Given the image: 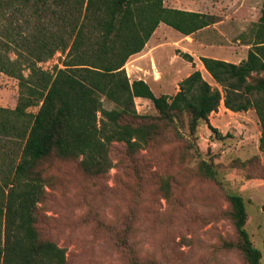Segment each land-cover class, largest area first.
Segmentation results:
<instances>
[{
    "label": "rangeland",
    "instance_id": "obj_1",
    "mask_svg": "<svg viewBox=\"0 0 264 264\" xmlns=\"http://www.w3.org/2000/svg\"><path fill=\"white\" fill-rule=\"evenodd\" d=\"M164 3L215 14L217 21L202 28L204 49L198 54L193 51L194 33L185 35L160 23L142 49L143 57L138 60L133 54L128 59L125 67L130 79H157V87L149 84L155 94L172 96L182 79L200 69L212 85L221 87L201 57L206 54L236 63L246 58L254 45L253 29L260 21L264 0ZM84 11L76 0H50L40 20L32 17L30 5L0 0V41L11 33L21 39L5 47L15 59L21 50L28 51L29 43L34 44L33 30L41 39L57 36L67 49H58L38 62L43 69L54 71L72 58L74 26L82 25ZM23 67L27 75L30 69L26 63ZM19 94L18 78L0 70V106L14 108ZM103 102L108 109L114 107L106 98ZM135 104L147 120L154 117L158 121L150 99H135ZM160 134L163 141L141 148L137 165L127 159L126 144L114 142L110 151L114 166L103 176L83 173L81 158L45 161L46 195L37 208L41 236L66 249V264H130L136 254L141 260L164 264H249L239 248L227 245L239 239L229 200L231 193H237L245 200L246 229L261 250L264 264V146L257 110L234 111L222 100L208 122L200 121L196 133H190L185 118L179 125L164 126ZM0 141L8 143L5 149L10 153L13 142L9 137L0 134ZM207 164L213 174H207ZM166 178L171 182L167 196L160 190Z\"/></svg>",
    "mask_w": 264,
    "mask_h": 264
},
{
    "label": "trees",
    "instance_id": "obj_2",
    "mask_svg": "<svg viewBox=\"0 0 264 264\" xmlns=\"http://www.w3.org/2000/svg\"><path fill=\"white\" fill-rule=\"evenodd\" d=\"M33 8L32 17L43 19L50 0H15ZM57 1V0H55ZM84 7L85 20L75 25V37L69 54L72 58L54 71L38 65L68 47L52 35L49 40L35 37L11 59L6 46L19 40L11 37L0 42V70L18 78L20 94L14 108L0 106V264H66V249L45 239L38 228V204L46 195L43 164L52 158L79 159V168L89 176H103L114 166L110 155L114 142H124L127 159L138 164L142 147L163 141L161 131L169 123L187 118L190 133H196L200 121L208 122L222 100L234 111L254 107L262 125L264 146V7L253 29L254 45L239 63L203 56L201 60L221 86L212 85L200 69L181 80L172 96L156 95L142 78L131 80L126 63L140 52L160 23L185 35L217 21L215 14L168 7L164 0H76ZM82 10V7L80 6ZM76 16V15H74ZM70 20V19H69ZM37 25V24H36ZM193 58L189 53L183 54ZM29 67L24 73L23 64ZM263 74V75H262ZM136 97L150 99L158 114L138 113ZM103 98L114 103L106 108ZM38 106L36 112L29 110ZM11 154V155H10ZM207 174L213 171L207 164ZM165 195L171 191L169 178L161 181ZM231 217L238 233L236 243L249 264H261L262 253L246 229L248 213L244 198L229 195ZM130 264H164L131 256Z\"/></svg>",
    "mask_w": 264,
    "mask_h": 264
},
{
    "label": "crops",
    "instance_id": "obj_3",
    "mask_svg": "<svg viewBox=\"0 0 264 264\" xmlns=\"http://www.w3.org/2000/svg\"><path fill=\"white\" fill-rule=\"evenodd\" d=\"M205 1H207V0H205ZM211 1H213V0H211ZM165 2H166V0H165ZM206 5H207L206 3L205 4L204 3L201 4V6H206ZM170 7L178 8V6L174 5L173 3L170 4ZM161 24H164V22H162ZM201 30H203V29H199L198 31L194 32V34H192L193 35V46L195 47V50H193V51H195V54H198L199 52H201L204 49V42H203V40L201 38ZM142 52H143V50L141 52H138V53L134 54L135 55V58L139 60L141 57H143ZM203 56H207V55L206 54H203ZM144 80L147 81L151 86H152V83H153V85L155 87L158 86L157 79H149L148 80V79L144 78ZM153 91H154V89H153ZM135 99L136 100H144L145 98H143V97H136Z\"/></svg>",
    "mask_w": 264,
    "mask_h": 264
},
{
    "label": "bare ground",
    "instance_id": "obj_4",
    "mask_svg": "<svg viewBox=\"0 0 264 264\" xmlns=\"http://www.w3.org/2000/svg\"><path fill=\"white\" fill-rule=\"evenodd\" d=\"M205 68V67H204Z\"/></svg>",
    "mask_w": 264,
    "mask_h": 264
}]
</instances>
